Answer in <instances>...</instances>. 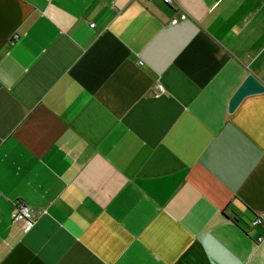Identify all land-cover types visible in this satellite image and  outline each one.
<instances>
[{
	"label": "crops",
	"instance_id": "0c3cea01",
	"mask_svg": "<svg viewBox=\"0 0 264 264\" xmlns=\"http://www.w3.org/2000/svg\"><path fill=\"white\" fill-rule=\"evenodd\" d=\"M248 73L264 0H0V264H264Z\"/></svg>",
	"mask_w": 264,
	"mask_h": 264
},
{
	"label": "water",
	"instance_id": "95a60500",
	"mask_svg": "<svg viewBox=\"0 0 264 264\" xmlns=\"http://www.w3.org/2000/svg\"><path fill=\"white\" fill-rule=\"evenodd\" d=\"M264 91V84L252 73H248L228 101V111L232 112L240 101L250 94Z\"/></svg>",
	"mask_w": 264,
	"mask_h": 264
},
{
	"label": "built area",
	"instance_id": "2783aa9c",
	"mask_svg": "<svg viewBox=\"0 0 264 264\" xmlns=\"http://www.w3.org/2000/svg\"><path fill=\"white\" fill-rule=\"evenodd\" d=\"M166 4H170L172 0H161ZM175 20H173L174 22ZM158 89H161V86H158ZM33 216L32 209L25 204H17L10 212V218L13 222H24L28 223ZM251 224L254 226H263L264 227V212L257 214L251 221ZM258 241L262 240V236L257 238Z\"/></svg>",
	"mask_w": 264,
	"mask_h": 264
}]
</instances>
